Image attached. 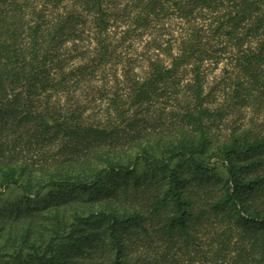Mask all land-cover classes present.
Segmentation results:
<instances>
[{"label":"trees","instance_id":"16d2710c","mask_svg":"<svg viewBox=\"0 0 264 264\" xmlns=\"http://www.w3.org/2000/svg\"><path fill=\"white\" fill-rule=\"evenodd\" d=\"M262 112L264 0H0V264H264Z\"/></svg>","mask_w":264,"mask_h":264},{"label":"rangeland","instance_id":"374dc122","mask_svg":"<svg viewBox=\"0 0 264 264\" xmlns=\"http://www.w3.org/2000/svg\"><path fill=\"white\" fill-rule=\"evenodd\" d=\"M222 67V66H221ZM221 67L216 70L214 73L210 74L208 77V88L214 87L215 85H218L221 80ZM247 116L251 117L252 112H247ZM258 121H264V112L261 113V115L258 118Z\"/></svg>","mask_w":264,"mask_h":264}]
</instances>
